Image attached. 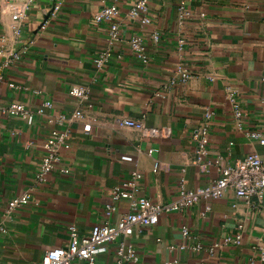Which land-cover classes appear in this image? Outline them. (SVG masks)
I'll list each match as a JSON object with an SVG mask.
<instances>
[{"label":"crops","instance_id":"crops-1","mask_svg":"<svg viewBox=\"0 0 264 264\" xmlns=\"http://www.w3.org/2000/svg\"><path fill=\"white\" fill-rule=\"evenodd\" d=\"M15 1L20 0H0V35L6 33L16 46L31 38L35 42L7 68L0 82V103L20 100L35 108L51 98L54 107L32 124L18 116L0 115V214L9 198L33 183L48 114L71 112L81 105L93 117V125L89 131L84 119L61 125L71 133L72 146L62 150L68 172L55 169L30 191L32 201L12 212L8 233L0 234V264L39 262L47 249L67 243L70 223L82 232L90 231L103 219L113 186L135 168L143 172L141 193L167 202L178 196L182 175L188 187H196L219 177L221 165L234 164L248 152L257 151L264 159V143L236 126L228 96L229 88L237 92L248 113L247 127L262 123L264 0H150L149 24L129 16L133 0H106L121 9L122 39L115 43L110 42L108 24L94 18L101 0H64L58 16L44 30L39 24L56 0H33L22 19L23 34L13 42ZM181 6L193 15L181 18ZM155 29L158 40L153 37ZM132 34L142 35L148 58L135 55L129 43ZM104 49H110V58L98 67L95 56ZM179 62L191 68L192 77L186 83L169 84ZM9 82L23 87H11ZM76 83L90 88V106L69 93ZM207 109L213 110L209 120ZM124 116L143 118L146 126L163 131L146 134L124 124L120 120ZM204 124L210 135L204 161L211 162L205 167L194 161L195 133ZM217 157L220 163L215 162ZM128 208L126 199L120 201L115 217ZM184 222L195 238L183 236ZM241 230V242L221 245L206 264H264L260 259L264 194L248 202L228 189L221 197L161 212L157 223L134 234L140 260L133 264H166L175 258L176 264H200L203 252L169 245H191L197 238L208 243ZM114 262L113 251H108L100 253L95 264ZM70 264L88 263L75 259Z\"/></svg>","mask_w":264,"mask_h":264},{"label":"built area","instance_id":"built-area-1","mask_svg":"<svg viewBox=\"0 0 264 264\" xmlns=\"http://www.w3.org/2000/svg\"><path fill=\"white\" fill-rule=\"evenodd\" d=\"M64 0H56L49 8L44 19L39 24V29H46L49 23L58 16ZM102 7L94 13V18L99 22H106L109 26L110 42L115 43L122 39L120 27V6L116 2L107 3L101 0ZM33 0H20L12 3V32L13 42L20 40L24 27L22 19L26 17L30 4ZM128 14L133 19H138L143 24H149L153 20L150 9V0H133ZM180 17L192 16V11L184 6L180 7ZM154 39H159V30L153 31ZM183 41V40H181ZM35 39L31 38L28 43L16 46L9 42L6 33L0 35V82L5 80V73L8 67L16 63L21 57L28 53ZM130 46L135 55L140 59L148 58L145 43L142 35L132 34L129 37ZM110 58V49H104L95 56L98 67L102 66ZM192 70L183 62H179L175 73L169 78V84L178 82L186 83L192 77ZM14 88H22L19 83L9 82ZM69 93L75 96L81 103L91 105L90 88L85 84H72ZM228 96L232 101L233 116L236 126L244 130L245 134L251 138L258 139L264 143V120L256 127H247V110L240 103L237 92L228 89ZM264 103V98L262 99ZM54 107L51 98H45L35 108L29 107L20 100H11L0 103V115L14 117L18 116L32 124L36 122L38 115L46 114ZM213 115L212 109L205 112L209 120ZM74 119H84V129L91 130L93 117L88 116L83 106L76 107L71 112L60 111L57 114H48L45 123L47 126V136L43 143V152L36 167L33 183L29 189L23 193L14 195L7 200V204L0 214V234L8 233L9 227L7 219L19 206L32 201L31 190L39 184L44 183L51 172L58 169L60 173L68 172V165L63 163V149L72 146L71 133L69 127H61ZM124 124L136 126L144 130L146 134H158L163 131L161 128L146 126L143 118H133L124 116L120 119ZM198 140L196 156L194 161L205 167L210 160L204 157L208 153L207 144L210 138L208 124L202 125L195 133ZM215 162L220 163V157L215 158ZM159 162L155 163V167ZM185 170V168L183 169ZM143 172L135 168L127 176L113 186L111 199L105 203L103 219L94 223L88 232L80 231L76 223L68 225L69 239L66 244L49 248L42 255L37 263L33 264H70L75 259H83L88 264H95L100 253L113 251L114 264H133L140 260V252L133 240L136 232L150 227L157 223L161 212L183 210L201 199H211L223 196L228 189H232L236 196L252 202L255 198L261 199L264 194V159L257 151H251L239 158L234 164L227 163L221 165V175L213 181L196 187H188L186 177L182 175L179 181L178 196L167 202H157L150 196L144 195L140 191ZM126 199L129 208L126 212L115 217L120 201ZM208 205V209H210ZM238 228L243 229L244 223H238ZM182 233L186 239L195 236L190 231L187 222L182 224ZM242 230L235 236H225L210 242H204L197 238L195 243L189 244L181 242L171 243L170 248L184 249L190 247L192 250L203 252L200 264H206L209 257L223 244L231 241L241 242ZM260 259L264 261V245H260ZM178 259L167 260L166 264H176Z\"/></svg>","mask_w":264,"mask_h":264}]
</instances>
